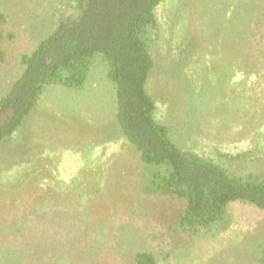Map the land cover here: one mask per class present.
I'll return each mask as SVG.
<instances>
[{"label":"rangeland","instance_id":"obj_1","mask_svg":"<svg viewBox=\"0 0 264 264\" xmlns=\"http://www.w3.org/2000/svg\"><path fill=\"white\" fill-rule=\"evenodd\" d=\"M68 8L0 0V94L20 72V55ZM155 16L146 82L155 118L181 147L231 171L262 168L264 0H163ZM115 109L114 84L96 57L83 87L45 86L0 143V264H135L137 250L158 264H254L264 210L235 201L219 233L176 230L184 202L143 190L150 178Z\"/></svg>","mask_w":264,"mask_h":264},{"label":"trees","instance_id":"obj_2","mask_svg":"<svg viewBox=\"0 0 264 264\" xmlns=\"http://www.w3.org/2000/svg\"><path fill=\"white\" fill-rule=\"evenodd\" d=\"M63 1L68 12L30 53L20 55V72L0 94V143L34 109L45 86L83 87L98 57L114 84L118 127L150 178L143 190L184 202L176 230L219 233L227 228V206L235 201L264 210V166L246 173L231 171L181 147L169 126L155 118V100L146 90L154 66L149 32L156 26L155 9L163 0ZM4 23L0 12V67L6 59ZM255 256L254 264H264V243ZM134 260L158 264L149 250H137Z\"/></svg>","mask_w":264,"mask_h":264}]
</instances>
